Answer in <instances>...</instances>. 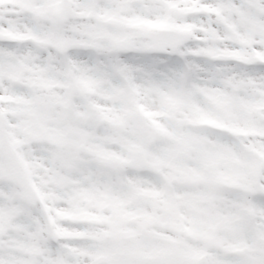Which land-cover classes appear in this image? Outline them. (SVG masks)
Returning a JSON list of instances; mask_svg holds the SVG:
<instances>
[{
	"label": "snow or ice",
	"instance_id": "snow-or-ice-1",
	"mask_svg": "<svg viewBox=\"0 0 264 264\" xmlns=\"http://www.w3.org/2000/svg\"><path fill=\"white\" fill-rule=\"evenodd\" d=\"M0 264H264V0H0Z\"/></svg>",
	"mask_w": 264,
	"mask_h": 264
}]
</instances>
